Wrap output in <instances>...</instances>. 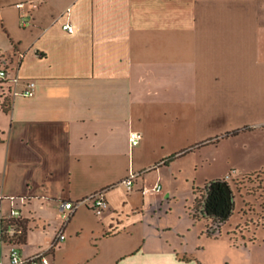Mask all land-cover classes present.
I'll return each mask as SVG.
<instances>
[{
    "label": "crops",
    "instance_id": "1",
    "mask_svg": "<svg viewBox=\"0 0 264 264\" xmlns=\"http://www.w3.org/2000/svg\"><path fill=\"white\" fill-rule=\"evenodd\" d=\"M0 67L13 90L35 82L34 95L12 92L0 107V220L20 211L24 256L203 264L185 239L204 218L186 206V231L173 222L176 165L192 150L169 158L264 127V0H0ZM132 130L143 132L137 145ZM156 182L160 191L142 192ZM101 190L97 214L90 195ZM64 201L80 203L68 220ZM0 244L9 264L12 243Z\"/></svg>",
    "mask_w": 264,
    "mask_h": 264
},
{
    "label": "rangeland",
    "instance_id": "2",
    "mask_svg": "<svg viewBox=\"0 0 264 264\" xmlns=\"http://www.w3.org/2000/svg\"><path fill=\"white\" fill-rule=\"evenodd\" d=\"M11 95L8 85L0 83L2 109L10 104ZM237 129L238 132L227 134ZM196 147L192 145V151L178 159L176 165V173L180 167L183 171L175 183L178 195L173 204L174 224L186 231L188 220L183 222L179 217L186 206L194 207V185L184 181L185 173L198 178L197 184L202 187L217 179L228 182L234 196L233 210L214 237L206 232V220L190 224L191 231L185 239L187 252L203 264H264V171H260L264 169V127L244 125L229 129ZM154 172H148L151 183L156 178ZM160 180L165 183L163 178ZM205 194L206 191L203 199ZM1 252L0 244V260Z\"/></svg>",
    "mask_w": 264,
    "mask_h": 264
},
{
    "label": "trees",
    "instance_id": "3",
    "mask_svg": "<svg viewBox=\"0 0 264 264\" xmlns=\"http://www.w3.org/2000/svg\"><path fill=\"white\" fill-rule=\"evenodd\" d=\"M0 83L8 85V90L10 93L13 92L12 82L9 80L0 79ZM6 110V108H3ZM245 128H249V126H245ZM239 129L234 130L230 133H236ZM190 147L185 149L178 154H174L170 156L169 159L174 158L175 156H181L186 152L192 150ZM194 194H196L194 200V207H192L191 212L194 218H204L207 221L206 232L208 236L214 237L216 234V230L219 231L221 224L225 221L233 210V192L228 182L224 179H217L210 183L205 184L203 187H194ZM197 190L200 191V195H197ZM204 191H206L204 199L202 198L204 195ZM201 198V199H200ZM11 225H17L19 228H22L20 233L9 234L8 228ZM20 228V229H21ZM24 224L19 220V218L12 217H2L1 218V238L0 240L3 242L10 243H22L25 242L26 236L24 231Z\"/></svg>",
    "mask_w": 264,
    "mask_h": 264
},
{
    "label": "built area",
    "instance_id": "4",
    "mask_svg": "<svg viewBox=\"0 0 264 264\" xmlns=\"http://www.w3.org/2000/svg\"><path fill=\"white\" fill-rule=\"evenodd\" d=\"M20 6V4H18ZM63 27L67 29L68 31H73V25L68 20ZM8 76V70L0 67V79H7ZM14 83L18 81V77L14 78ZM14 94L21 93L25 96H32L35 93V82L33 80H30L27 82V85L24 89L21 91H18L17 89L13 90ZM143 132L140 130H132L130 132V141L132 145H137L141 142L143 138ZM139 174L137 172L131 171L129 175L124 179V183L126 184L128 190H131L135 181V178ZM162 189V184L160 182H156L154 185L149 186L145 185L142 188V192L144 194H148L151 191H160ZM90 199L94 200V210L97 214H101L104 209L108 206V200L105 196V191L101 190L96 193H93L90 195ZM80 203H75L73 201H64L61 204L62 207V216L65 220H68L72 211L75 210L77 205ZM20 215V211L18 209H13L11 211V214L9 217L12 218H18ZM21 228V227H20ZM17 225H11L8 228V233L13 235L16 233H20L22 231V228L20 229ZM66 237V234L64 231H60L57 235V240H63ZM9 264H50L47 251H40L37 254L30 255V256H24L19 246L16 243H12L11 251H10V263Z\"/></svg>",
    "mask_w": 264,
    "mask_h": 264
}]
</instances>
